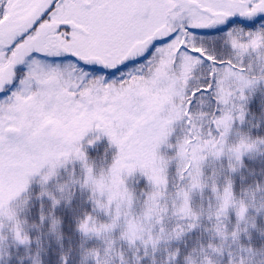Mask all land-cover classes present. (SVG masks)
I'll use <instances>...</instances> for the list:
<instances>
[{
  "label": "snow or ice",
  "instance_id": "6c2138e0",
  "mask_svg": "<svg viewBox=\"0 0 264 264\" xmlns=\"http://www.w3.org/2000/svg\"><path fill=\"white\" fill-rule=\"evenodd\" d=\"M257 156L264 0H0V264H264Z\"/></svg>",
  "mask_w": 264,
  "mask_h": 264
},
{
  "label": "rangeland",
  "instance_id": "374dc122",
  "mask_svg": "<svg viewBox=\"0 0 264 264\" xmlns=\"http://www.w3.org/2000/svg\"><path fill=\"white\" fill-rule=\"evenodd\" d=\"M261 94L258 93L254 97V101H259L261 100ZM250 109L253 111H259L257 108L256 102H252L250 104ZM103 147V145H101ZM94 155L96 153H93ZM246 165L248 166V169H252L257 174L264 170V156H257L255 158H245ZM245 174L247 175V170H245ZM249 179H252L251 176L248 177ZM239 177H237V183H239ZM39 185L35 182H33L32 187H31V192L33 194V197H35V193L39 191ZM88 193L87 192H82L80 190H77L73 201L71 205L65 206L61 205L60 208L57 209L58 215H61L64 219V224L62 226V230L65 233L64 239L61 241L63 244V249L61 248V245L58 244L53 236H48L47 237V243L44 244L45 251L41 255V259L43 264H59V256L62 251H67L70 246L75 249V245L78 239L77 234L74 232V220L72 217L75 214H78V211L81 208H88V204L85 203L86 198H87ZM39 204V201L33 199V214L32 218H35V211H36V206ZM54 247V248H53ZM24 255L23 250L21 249L19 252L16 253V255L13 257V260L11 264H19V261L16 259L17 256H22ZM79 257L76 253L75 250L71 253V259H70V264H77ZM24 264H28V261H25Z\"/></svg>",
  "mask_w": 264,
  "mask_h": 264
},
{
  "label": "trees",
  "instance_id": "16d2710c",
  "mask_svg": "<svg viewBox=\"0 0 264 264\" xmlns=\"http://www.w3.org/2000/svg\"><path fill=\"white\" fill-rule=\"evenodd\" d=\"M54 248V247H53ZM44 251H45V247H44V250L43 251H41V253L40 254H43L44 253Z\"/></svg>",
  "mask_w": 264,
  "mask_h": 264
}]
</instances>
